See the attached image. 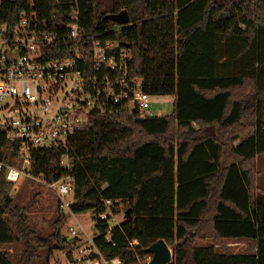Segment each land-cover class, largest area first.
<instances>
[{
  "label": "trees",
  "instance_id": "1",
  "mask_svg": "<svg viewBox=\"0 0 264 264\" xmlns=\"http://www.w3.org/2000/svg\"><path fill=\"white\" fill-rule=\"evenodd\" d=\"M73 2L1 0L0 24L25 19L30 29L56 31L68 23ZM76 2L86 33L130 49L129 73L143 79L146 93L175 97L170 116L95 115L68 138L71 211H94L99 251L141 264L144 250L162 239L172 248L169 264H264V192L256 193L253 164L264 153V0H111L103 12L94 0ZM122 9L129 25L103 18ZM16 150L0 135L3 162ZM60 154L34 152L33 175L59 178ZM12 188L0 173V264H32L39 248L65 251L76 264L77 239L61 233L65 216L59 212L53 231L38 236ZM128 209L129 217L111 228L97 217ZM20 240V255L2 249ZM241 240L253 241L254 251L227 247Z\"/></svg>",
  "mask_w": 264,
  "mask_h": 264
},
{
  "label": "built area",
  "instance_id": "2",
  "mask_svg": "<svg viewBox=\"0 0 264 264\" xmlns=\"http://www.w3.org/2000/svg\"><path fill=\"white\" fill-rule=\"evenodd\" d=\"M67 18L68 23L59 24L56 31L30 29L25 19L13 27L0 24V110L12 114L0 117V135L17 146L10 163L0 159V173L12 185L28 179L47 186L65 217L73 215L74 163L68 138L86 130L95 115L150 116L146 111L152 97L143 90V79L129 73V48L86 33L79 25L76 0ZM59 39H67L71 45L55 47ZM53 53L65 56L49 57ZM9 100L12 105L6 104ZM39 150H61L59 178L45 181L33 175L31 158ZM104 205L110 201L105 200ZM97 217L108 226L112 221L107 211ZM79 227L78 231L68 229L77 243L80 237L85 239L72 254L76 264H124L119 258H106ZM149 260L146 254L140 263Z\"/></svg>",
  "mask_w": 264,
  "mask_h": 264
},
{
  "label": "rangeland",
  "instance_id": "3",
  "mask_svg": "<svg viewBox=\"0 0 264 264\" xmlns=\"http://www.w3.org/2000/svg\"><path fill=\"white\" fill-rule=\"evenodd\" d=\"M95 7L98 12L107 11L111 7V0H94ZM175 97L172 95L167 96H152L150 99V108L146 111L150 116H170L173 111V103ZM6 104L12 105V101H7ZM52 108V107H51ZM29 110H33L30 106ZM40 113V112H39ZM12 116L8 110H0V117L8 118ZM197 130L198 126L193 125ZM218 127H215L214 133L217 134ZM175 142V139H174ZM255 178L254 185L257 187L258 192H264V153L257 155L254 159ZM12 197L14 201L21 207L26 209L28 217V224L35 233L46 238L53 231V222L59 215L57 202L55 201V194L47 186L30 181L28 179H20L17 184H13ZM65 216V215H64ZM109 227L118 225L123 220V214L120 212L110 218ZM79 224L87 234L88 237L93 235L94 224V211L92 209L73 213V215L65 217L61 226V233L69 237V228L79 230ZM80 242L75 243V247H80L85 239L79 238ZM4 250H8L15 255H20L25 248V242L20 240L11 245L2 246ZM227 247L232 251L237 252H253V241H232L228 242ZM172 251V248L169 246ZM76 248L72 250V254ZM65 251H52L49 255L46 248H39L37 250V258L34 259L32 264H67L70 261L64 255ZM173 253V252H172Z\"/></svg>",
  "mask_w": 264,
  "mask_h": 264
},
{
  "label": "water",
  "instance_id": "4",
  "mask_svg": "<svg viewBox=\"0 0 264 264\" xmlns=\"http://www.w3.org/2000/svg\"><path fill=\"white\" fill-rule=\"evenodd\" d=\"M110 20L119 26L129 25L130 19L125 9L117 13H108L103 17ZM129 217V209L123 214V218ZM144 252L150 255V260L147 264H169L172 260L173 253L164 240L158 239L150 244Z\"/></svg>",
  "mask_w": 264,
  "mask_h": 264
},
{
  "label": "crops",
  "instance_id": "5",
  "mask_svg": "<svg viewBox=\"0 0 264 264\" xmlns=\"http://www.w3.org/2000/svg\"><path fill=\"white\" fill-rule=\"evenodd\" d=\"M241 241H246V240H241ZM236 242V241H235ZM234 252H237V251H234Z\"/></svg>",
  "mask_w": 264,
  "mask_h": 264
}]
</instances>
